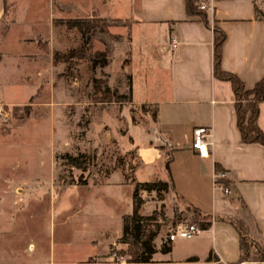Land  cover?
<instances>
[{"label":"rangeland","instance_id":"1","mask_svg":"<svg viewBox=\"0 0 264 264\" xmlns=\"http://www.w3.org/2000/svg\"><path fill=\"white\" fill-rule=\"evenodd\" d=\"M63 1L79 8L104 3L109 8V2H116L120 16L129 5L128 0H6L7 14L0 23V262L45 260L49 250L65 258L82 255L89 247L74 243L64 249L60 235L70 236L76 224L78 241L84 232L105 244L100 229L114 232L121 208L132 209L121 197L128 188L104 183L110 176L134 183L140 156L132 127L145 132L151 123L153 107L132 103L126 88L127 29L132 32L136 26L118 23L123 35L113 34L121 36L117 42L102 36L111 46L110 63L93 72L91 57L104 45L95 37L81 52L78 31L55 23L65 20L60 19ZM71 49L73 59L68 61ZM65 153H85L86 168L67 163ZM97 184L101 188L95 189ZM168 190L139 191L140 211H155L149 223L159 225L163 240L176 220H199ZM169 208L175 210L172 217ZM192 240L179 238L178 248L187 249ZM123 247H109L85 262L130 264L128 255L119 251Z\"/></svg>","mask_w":264,"mask_h":264},{"label":"crops","instance_id":"2","mask_svg":"<svg viewBox=\"0 0 264 264\" xmlns=\"http://www.w3.org/2000/svg\"><path fill=\"white\" fill-rule=\"evenodd\" d=\"M128 3L125 15L120 16L115 11L116 2H109V8L105 3L99 8H79L63 1L60 19H103L111 22L110 33L120 35L123 30L118 23L136 26L132 32L127 26L123 27L128 30L124 51L128 63L124 73L131 80L130 101L156 108V116L155 119L151 117L145 132L137 125L132 127L140 156L134 183L167 180L170 197L180 198L186 206L199 209L210 220L208 227L191 237L194 239L187 249L178 248L179 238L163 240L158 234L151 261L129 263L264 264V260L239 261V233L233 223L235 218L245 221L252 249L264 245V145L241 140L231 84L213 75L211 27L199 16L188 15L186 0H128ZM262 4L264 0H211L212 7L206 11L211 22L226 35L221 69L235 74L246 90H251L264 77V18L256 16V9L261 13ZM6 14V0H0V23ZM172 37L178 40L175 48L171 45ZM80 50L82 53L87 50L81 37ZM69 51L68 61L73 59L74 50ZM109 63L108 56L104 67ZM257 123L264 130V100L259 102ZM197 125L208 127L206 140L210 153L207 157H200L192 146L193 128ZM216 166L226 171L223 182L228 185V193H220L213 186L212 174ZM134 183L110 176L104 186L128 188L127 195L121 197L133 207ZM100 185L95 189L101 188ZM141 206L139 212L147 214L140 211ZM84 210L78 213L77 219ZM131 211L121 208L114 232L109 234L108 229H100L102 237L107 238L105 244L101 245L95 236L83 235L84 232L78 241L74 236L76 224L70 236L60 235V245L64 249L74 243L89 247L82 255L65 258L49 250L45 260L2 261L0 264H90L85 262L86 257L122 244L117 239L122 235L123 215ZM174 211L169 208L168 216L172 217ZM186 222L179 219L176 225ZM163 241L170 246L166 252L160 249Z\"/></svg>","mask_w":264,"mask_h":264},{"label":"trees","instance_id":"3","mask_svg":"<svg viewBox=\"0 0 264 264\" xmlns=\"http://www.w3.org/2000/svg\"><path fill=\"white\" fill-rule=\"evenodd\" d=\"M200 0H186V10L188 15H197L200 19L212 29L213 39H212V71L214 77L227 80L230 82L232 90L235 96V111L237 116V126L240 131L241 140L243 142H260L264 145V130L260 128L257 123V116L259 113V102L264 96V77L256 83V85L251 90H246L244 88L241 80L233 73L227 72L221 69L220 62L222 56V46L225 41V33L216 26L209 19L206 10L200 9ZM256 16L264 18V15L257 11ZM96 19L89 18H72L65 20H58L55 23H64L67 28H75L82 39L84 46L89 45L93 38L99 37L104 45V50L101 52H95L91 57V68L94 72L97 67H104L108 63L109 52L111 51V46L105 36L110 41H119L121 36L113 35L108 31L109 25L104 24L103 19H98L97 23H94ZM127 79V91L129 96L131 94V80L130 76ZM96 78L92 80V85L95 87ZM97 89V88H96ZM109 90V86L106 87ZM116 94L118 93L115 90ZM122 94V93H118ZM131 97V96H130ZM145 106V105H142ZM152 117L155 119L156 108H153ZM66 158V162L70 165L86 168L87 156L85 153L70 154L65 153L63 155ZM166 167L168 168V160L166 161ZM215 169H220L216 166ZM85 181H82L84 183ZM169 182L162 179H152L147 181H137L133 186V207L130 213L123 215V231L122 235L117 239L119 243L125 245V247L120 248L119 251L122 254L128 255L129 262H148L152 259L153 252L156 251L155 238L160 232L159 225L151 227L149 220L154 218L153 213L149 215L141 214L139 212L140 205L143 201L139 191L141 190H168ZM195 214L199 217L198 225L200 228H206L210 225V220L205 214H203L199 209L192 208ZM196 222V221H195ZM233 223L239 233L240 241V259L244 260H264V245H258L254 251L251 250L252 242L249 240V229L244 220L240 218L233 219ZM161 251L166 252L170 249L167 241H163L160 246Z\"/></svg>","mask_w":264,"mask_h":264},{"label":"built area","instance_id":"4","mask_svg":"<svg viewBox=\"0 0 264 264\" xmlns=\"http://www.w3.org/2000/svg\"><path fill=\"white\" fill-rule=\"evenodd\" d=\"M200 9H211V0H200ZM171 45L175 48L178 45V40L175 37L171 38ZM264 100V96L262 97ZM208 127L205 125H197L193 128L192 146L195 148L200 157H207L209 155V142L206 140ZM226 177V171L219 169L214 170L212 174L213 186L219 187L224 193L229 192L228 185L224 184L223 179ZM201 228L196 222L190 221L186 223L177 224L172 227L167 234V240L172 241L176 238H191L198 234ZM115 255V253H113Z\"/></svg>","mask_w":264,"mask_h":264}]
</instances>
